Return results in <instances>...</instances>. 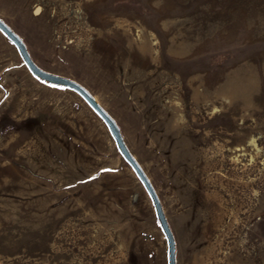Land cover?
<instances>
[{
	"label": "rangeland",
	"instance_id": "374dc122",
	"mask_svg": "<svg viewBox=\"0 0 264 264\" xmlns=\"http://www.w3.org/2000/svg\"><path fill=\"white\" fill-rule=\"evenodd\" d=\"M0 18L115 119L176 264H264V0H0ZM0 264H168L105 122L1 31Z\"/></svg>",
	"mask_w": 264,
	"mask_h": 264
},
{
	"label": "water",
	"instance_id": "95a60500",
	"mask_svg": "<svg viewBox=\"0 0 264 264\" xmlns=\"http://www.w3.org/2000/svg\"><path fill=\"white\" fill-rule=\"evenodd\" d=\"M0 31L16 46L20 56L22 57L25 65L29 71L39 80L48 84L62 86L70 88L79 93L85 101L93 108V110L102 118L107 125L112 137L115 140L117 148L119 149L125 160L131 165L144 187L148 191L156 211L158 221L165 233L168 242V264H176L175 260V241L172 231L169 227L167 219L162 210L159 198L155 192L153 185L149 178L144 172L141 165L135 159L133 154L127 147L121 129L115 119L98 103L95 97L79 82L76 80L66 77L61 74H57L40 67L31 57L29 49L21 38V36L15 32L9 24H7L2 18H0Z\"/></svg>",
	"mask_w": 264,
	"mask_h": 264
},
{
	"label": "snow or ice",
	"instance_id": "6c2138e0",
	"mask_svg": "<svg viewBox=\"0 0 264 264\" xmlns=\"http://www.w3.org/2000/svg\"><path fill=\"white\" fill-rule=\"evenodd\" d=\"M93 179H94V177H93Z\"/></svg>",
	"mask_w": 264,
	"mask_h": 264
}]
</instances>
